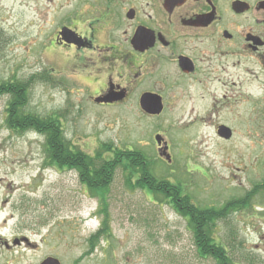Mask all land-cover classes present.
Masks as SVG:
<instances>
[{"label":"rangeland","instance_id":"1","mask_svg":"<svg viewBox=\"0 0 264 264\" xmlns=\"http://www.w3.org/2000/svg\"><path fill=\"white\" fill-rule=\"evenodd\" d=\"M37 22L33 0H0V82L49 71L50 30ZM54 78L56 86L50 81L31 86L28 111L61 116L67 138L86 153L93 154L103 142L141 151L149 172L180 184L200 208L249 200L214 223L210 232L236 264H264L263 89L256 84L227 88H233L228 96L238 103L227 108V126L234 134L225 140L215 126H159L141 118L131 105L101 108L76 91L79 84L63 85L61 78ZM7 102V96L0 97V202L7 200L0 204V223L12 217L8 224L14 225L22 218L42 235L49 229L60 236L67 233L62 238L71 245L82 243L85 236L97 241L94 249L88 244L82 264H218L199 254L188 219L164 195L127 186L123 169L98 198L81 183L77 171L49 165L44 135L7 127ZM159 129L170 140V163L160 158L154 142ZM103 222L109 236L99 234ZM39 249L25 256L27 260L45 245ZM79 250L72 249L71 257Z\"/></svg>","mask_w":264,"mask_h":264},{"label":"flooded vegetation","instance_id":"2","mask_svg":"<svg viewBox=\"0 0 264 264\" xmlns=\"http://www.w3.org/2000/svg\"><path fill=\"white\" fill-rule=\"evenodd\" d=\"M33 3L39 27L50 30L51 84L54 77L79 84L76 91L101 108L131 105L159 126L210 125L218 133L227 126V108L238 103L228 87L264 90V0ZM112 94L121 98L96 101ZM143 98L160 112H147ZM163 136L159 129L153 138L160 158L169 161L170 140ZM11 218L0 223V264H82L89 255L87 236L71 245L62 238L67 233L49 229L42 235L22 218L9 225ZM42 244L45 249L27 260ZM74 248L82 251L72 258Z\"/></svg>","mask_w":264,"mask_h":264},{"label":"trees","instance_id":"3","mask_svg":"<svg viewBox=\"0 0 264 264\" xmlns=\"http://www.w3.org/2000/svg\"><path fill=\"white\" fill-rule=\"evenodd\" d=\"M47 72H39L25 80L11 79L0 82V97L7 96L6 125L11 131H34L44 135V153L49 165L63 170H75L81 183L92 195L103 197L119 169L126 173V185L151 193L164 195L177 212L188 219L194 242L202 257H213L218 264H236L227 249L210 231L218 220H226L230 212L244 208L249 200H232L221 208H200L192 202L180 184L158 179L149 172L150 163L145 155L131 149H121L114 143H102L94 154L86 153L72 145L65 136L62 117L56 113L47 116L27 110L31 86L43 81L49 83ZM245 199V198H244ZM100 233H107L108 224Z\"/></svg>","mask_w":264,"mask_h":264},{"label":"water","instance_id":"4","mask_svg":"<svg viewBox=\"0 0 264 264\" xmlns=\"http://www.w3.org/2000/svg\"><path fill=\"white\" fill-rule=\"evenodd\" d=\"M121 97H115L113 94L111 96H109L108 99H101V98H97L96 101L97 102H109V101H117L119 100ZM142 107L147 111V112H152V113H159L160 112V108L159 109H152L149 107V101L146 98L142 99ZM218 134L220 135V137L224 138V139H230L233 136V130L229 127V126H220L219 130H218ZM157 141L160 144L161 143V137L158 135L157 136ZM167 159L170 161V156L167 157ZM52 259H48L46 260L45 264H51Z\"/></svg>","mask_w":264,"mask_h":264}]
</instances>
